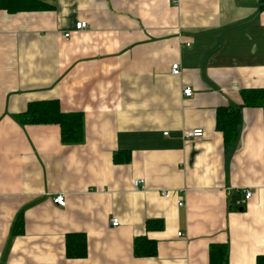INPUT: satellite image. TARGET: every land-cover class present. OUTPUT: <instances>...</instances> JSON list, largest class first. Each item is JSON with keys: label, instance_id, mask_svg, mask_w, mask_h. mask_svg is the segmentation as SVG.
<instances>
[{"label": "crops", "instance_id": "1", "mask_svg": "<svg viewBox=\"0 0 264 264\" xmlns=\"http://www.w3.org/2000/svg\"><path fill=\"white\" fill-rule=\"evenodd\" d=\"M51 2L0 8V264H210L216 243L228 264H257L264 107H240L230 145L215 122L217 108L242 105V90L264 88L258 0ZM78 20L87 28L75 30ZM49 99L82 113L80 143H62L57 124L17 121ZM197 127L202 136L184 138ZM116 152L130 159L117 163ZM243 188L251 198L230 208ZM58 193L65 206L52 202ZM150 219L162 228L146 230ZM69 233L85 235L84 257H66ZM142 235L156 241L155 256L133 254Z\"/></svg>", "mask_w": 264, "mask_h": 264}, {"label": "trees", "instance_id": "2", "mask_svg": "<svg viewBox=\"0 0 264 264\" xmlns=\"http://www.w3.org/2000/svg\"><path fill=\"white\" fill-rule=\"evenodd\" d=\"M52 0H0V8L9 13L16 11L46 10L53 7ZM260 9H264V0H258ZM243 98L242 105L238 107H219L216 112L215 125L222 133L225 145L232 144L237 137L240 107L260 106L264 107V88L245 89L241 91ZM17 121L21 124H57L60 130V141L62 143L78 144L83 140V115L79 111H62L59 102L55 99L34 100L26 109L16 115ZM122 154V155H121ZM114 161L123 163L130 159L129 152H116L113 154ZM241 196L240 191L229 194V207L235 208L237 200ZM19 220V221H18ZM19 223H18V222ZM16 231L21 232L22 221L17 218ZM160 219L147 220L145 228L149 231H156L162 228ZM133 254L136 257H152L156 255L157 245L154 239L145 235L133 239ZM66 257H84L86 254V238L81 233H69L65 240ZM227 245L224 243L212 244L209 248L210 264H228ZM257 264H264V254L257 257Z\"/></svg>", "mask_w": 264, "mask_h": 264}, {"label": "built area", "instance_id": "3", "mask_svg": "<svg viewBox=\"0 0 264 264\" xmlns=\"http://www.w3.org/2000/svg\"><path fill=\"white\" fill-rule=\"evenodd\" d=\"M73 27H74L75 30H81V29L87 28L86 22L82 21V20L76 21V23L73 25ZM69 35H70L69 32L64 33L65 37H69ZM186 45H189V43L187 42ZM170 68H171V73L172 74H174V75L180 74L181 67H179L178 63H172L170 65ZM191 93H192L191 88L186 87V88L183 89V94L185 96H189V95H191ZM203 133H204L203 129L197 127V129L185 131L183 136H184V138H197V137L202 136ZM132 185L136 189L143 188L144 187V179L143 178L133 179L132 180ZM240 192H241V195H242V198H243V202L247 201L249 198H251L252 191L249 188H243ZM161 194L164 197H168L170 195V192L166 191V190H162ZM52 202L54 204L59 205V206H65L64 195L62 193H58V194L53 195L52 196ZM182 204H183V202L180 201L179 205H182ZM117 224H118V219L116 217H113L112 221H111V225L115 226ZM178 234L180 235V233H178Z\"/></svg>", "mask_w": 264, "mask_h": 264}]
</instances>
